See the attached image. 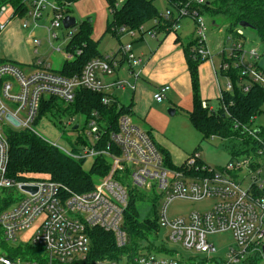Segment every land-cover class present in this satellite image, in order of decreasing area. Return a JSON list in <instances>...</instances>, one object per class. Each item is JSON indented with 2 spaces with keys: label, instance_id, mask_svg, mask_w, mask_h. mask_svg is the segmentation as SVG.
Here are the masks:
<instances>
[{
  "label": "built area",
  "instance_id": "2783aa9c",
  "mask_svg": "<svg viewBox=\"0 0 264 264\" xmlns=\"http://www.w3.org/2000/svg\"><path fill=\"white\" fill-rule=\"evenodd\" d=\"M124 1L115 0L110 13L114 14ZM209 1H172L160 16L137 30L128 31L126 27L114 29L118 34L134 36L139 33L154 37L159 27L175 32L182 19L192 17L197 42L193 49L203 60H209L213 57L206 43L207 26L205 14L201 11ZM30 2L25 26L30 24L29 20L36 25L47 6H51V25L66 29L63 10L70 3L60 5L56 0ZM8 8L7 4L0 5V33L11 23L10 18L1 21ZM14 17L13 10L11 18ZM76 32L77 26L67 28L65 49H56L63 54L64 62L73 61L83 53L82 48H67ZM236 34L235 38L232 35L228 38L232 44L228 53L222 51L219 55L233 58V65L239 68L240 78L244 79V91H249L255 84L264 88V70L258 64V50L245 48L243 27L237 28ZM60 36V32L51 34L48 28L51 45L52 40L60 39ZM31 37L37 51L42 42L34 34ZM225 58L221 63L223 70L232 64ZM124 62L130 69L141 65L144 58L133 50L131 43L122 44L116 51L89 60L80 73L68 76L55 69L44 57L37 56L23 66L8 62L2 57L0 48V264H211L212 261L199 257L180 259L173 253L167 256L164 254L167 251L160 252L166 257H159V251L148 250L145 245L137 253H125L118 259L90 260L92 241L89 231L93 228L112 232L120 248L130 244L131 236L123 227L125 210L131 194L144 191L160 196L159 230L167 227L169 241L200 253H210L216 247L209 242L208 236L230 230L237 247L231 248L226 261L217 264H237L256 255L260 257L259 264H264V140L260 137V126L255 124L256 115L249 125L237 121L234 127L241 128L263 145L256 154L233 157L220 167L207 165L198 151L192 153L184 167L169 166L150 132L137 124L132 114L122 113L117 129L110 131L109 142L104 145L100 143L104 140L105 127L93 117L85 118L83 125L88 128L82 134L84 141L79 144L78 140L77 151L74 147L67 149L45 139L77 159L95 160L102 155L109 159V172L96 181L92 190L79 193L47 177L23 180L9 175L11 131L29 130L39 134L35 125L42 102L47 97L73 103L78 92L86 89L106 93L103 97L106 104L117 101L120 105L112 89L135 90V83L117 79L108 84L104 77L116 75ZM131 73L138 78L135 71ZM170 89L169 84H162L154 94L155 99L163 101ZM232 89L233 83L229 80L225 86L220 85V95ZM202 105L210 110L216 108L206 101ZM73 120L71 118L66 124L73 125ZM77 125L80 129V122L75 127ZM249 179L250 184L245 187ZM27 186L36 190H28ZM177 198L194 201L216 198L217 201L207 211H194L187 216L170 219L168 206ZM33 227H36L35 231L26 240V232Z\"/></svg>",
  "mask_w": 264,
  "mask_h": 264
},
{
  "label": "trees",
  "instance_id": "16d2710c",
  "mask_svg": "<svg viewBox=\"0 0 264 264\" xmlns=\"http://www.w3.org/2000/svg\"><path fill=\"white\" fill-rule=\"evenodd\" d=\"M27 0H0V5L7 4L14 10L15 17H21L26 14ZM60 5L72 3L76 0H56ZM109 9L114 7L115 0H107ZM172 1L185 0H167ZM202 13L215 18L221 16L227 24L229 36L236 37V30L240 27L239 23L246 21L255 29L262 41H264V0H210L202 6ZM160 11L154 4V0H125L124 3L115 10L112 15V21L107 26V31L112 32L120 38L123 34H118L114 28L126 27L128 31L137 30L143 24L160 16ZM168 32L164 26L158 28V32ZM99 41L92 38V25L89 20L81 22L77 32L72 37L67 48L75 50L82 48L83 53L73 61H65L60 72L72 76L81 72L84 65L94 57L102 56L99 50ZM194 39L186 49L188 69L191 76L193 91V108L189 112V118L192 124L202 133L203 138L209 139L212 136H219L226 140L225 146L231 151V157L256 154V150L261 144L256 138L244 133L241 128H235V122L239 121L249 125L253 116H258L262 111L264 104V88L258 84L252 85L249 91H244V79H241L240 70L233 65V58L226 59L225 54L220 55L222 61L228 60L230 68L223 70L221 74L229 78L233 83L231 91H224L219 96L218 106L210 110L209 107H203L204 100L200 90L199 65L203 60L193 49L196 45ZM106 93L93 92L90 90H80L75 101L72 103L75 112L81 113L86 120L96 118L101 126L105 127V133L100 144L109 142L110 131L118 127V119L122 113L134 115V104L124 105L113 102L106 104L103 97ZM56 98H45L42 102L38 120L46 113L50 112L56 105ZM208 103V102H207ZM208 105H211L208 103ZM225 105V106H224ZM97 113V115H95ZM260 137L264 140V125L260 126ZM154 137L153 132L147 129ZM83 142V138L81 137ZM10 142V160L9 175L17 179H33L37 177H47L66 186L70 191L79 193L90 191L94 188L96 181L105 176L111 167L110 161L104 155L95 158L90 171L83 168L84 158H74L57 146L51 144L41 135L29 131L18 130L11 131L9 134ZM264 142V141H263ZM107 144V143H106ZM159 150L166 163L171 167H176L168 152ZM77 151V148H74ZM197 151V148L194 150ZM193 151V152H194ZM196 171V169H194ZM145 199L142 192L131 194L128 206L124 214L123 227L131 236L130 244L120 248L116 244L115 236L112 232L99 228H93L89 231L92 250L90 260L111 257L118 259L126 254H135L142 248L140 240L148 241V237L157 233L160 228L158 212L154 218L141 217L139 203ZM148 246V247H147ZM148 250L159 252L168 251L166 246L160 248L155 244L147 243ZM260 257L254 256L245 259L237 264H259Z\"/></svg>",
  "mask_w": 264,
  "mask_h": 264
},
{
  "label": "rangeland",
  "instance_id": "374dc122",
  "mask_svg": "<svg viewBox=\"0 0 264 264\" xmlns=\"http://www.w3.org/2000/svg\"><path fill=\"white\" fill-rule=\"evenodd\" d=\"M107 2V0H76L63 10L64 16L70 15L77 19V28L81 22L89 18L91 19L89 22H91L92 25L93 38L99 40V50L103 53L117 48L120 42L126 45V40L132 38L130 35L124 34L119 40L117 36L106 30L107 26L112 21V15ZM30 4V0H27L26 5L29 6ZM154 4L160 12L165 11L168 6L167 0H154ZM12 13L13 8L9 7L8 11L1 17L2 22L7 21L9 18L11 19L9 26L0 33L2 57L8 62L19 63L21 66H23L24 63L33 61L37 56L44 57L51 61L55 69L60 70L64 61V56L62 53L56 51V49L58 47L65 49L68 34L67 29L62 30L61 27H53L51 25V19L53 17L52 7L47 6L44 10L42 19H40L36 25L29 20L30 24L25 26L24 21L26 20V15L11 18ZM213 20L214 19H212L210 15L205 14V24L207 26L206 43L208 44L216 66H218L219 53L222 51L228 53L232 44L228 39L229 31L223 18L221 16L216 17L215 23H213ZM183 23L184 32L180 33L182 30H179L178 34L183 37L184 45L186 46L196 39L195 22L192 17H185ZM48 28L51 34H53V32H60L61 35L60 39L52 40V45L48 41ZM243 31L245 33V48L247 50L251 48L258 50L260 54L258 64L262 70H264V41L261 40L258 32L253 28L243 27ZM32 33L42 42V44L38 46L37 51H35V45L33 43L34 38L31 37ZM160 38L161 35L155 38V41ZM134 51L136 52L135 48ZM145 57H143L144 60ZM229 80L230 79L226 76L219 74L218 81L222 86H225ZM145 81L143 82L145 86L152 89L155 93L161 86V84L156 86V84L152 83V81L147 78H145ZM171 88L173 92L169 91L166 94V98L161 102L155 99V93L147 92L145 105L146 109L150 110L149 115L145 117L146 113H144V110L146 109L138 110L137 108L138 113L133 115L135 122L143 128L153 132L161 149L170 154L174 165L178 169L184 167L196 148L201 155V159L207 165L211 167L225 165L231 157V151L225 146L226 140L219 136L205 140L202 133L192 124L189 118V112L193 108L192 89L185 88L178 90L173 87ZM130 91L131 89L127 88L126 91L119 92L122 102L126 105L130 104V97L132 94ZM212 101V104L215 106L218 105V99ZM171 109L175 110L173 114L170 111ZM71 118H74L73 125H67L66 122ZM77 122L81 124L80 129L75 128ZM84 122L85 116L75 112L72 103L58 99L55 107L38 120L35 129L45 139L56 142L67 149L72 147L79 148L78 140L80 144L81 137H83L82 134L83 132H87L88 128V126L86 128L84 127ZM255 124L257 126L264 125V104L261 113L257 116ZM81 130L82 132L80 133ZM93 162L94 160L91 158L84 160L83 168L86 171H90ZM249 184L250 179L246 181L245 187ZM142 193L145 199L139 203L141 217L154 218L156 216V211L159 212L160 196L157 195L155 197L152 193H147L145 191ZM216 201V198H206L200 201L177 198L168 206V217L174 219L176 217L187 216L194 211L204 212L212 208ZM35 229L36 227H33L26 232V240L33 234ZM167 233V227H162L157 234H151L148 237V241L140 240L139 243L145 245V247L148 242L151 243V245L155 244L158 248L166 246L168 251L164 254L167 256L173 253L172 255H176L180 259L199 257L204 260L212 261L211 264L226 261L229 258L231 248L237 247L235 237L230 230L217 232L208 236L209 242L216 247L215 251L210 253H200L193 248H185L180 243L171 242L166 237ZM158 254L159 257H166L160 252Z\"/></svg>",
  "mask_w": 264,
  "mask_h": 264
},
{
  "label": "crops",
  "instance_id": "0c3cea01",
  "mask_svg": "<svg viewBox=\"0 0 264 264\" xmlns=\"http://www.w3.org/2000/svg\"><path fill=\"white\" fill-rule=\"evenodd\" d=\"M183 20L184 19L181 20L180 27L175 32L162 31V32H158L157 35L154 37H150L148 35L139 34V33L134 36L130 35L132 38H128L126 40V43H132V48L133 50L135 48L137 54H140L143 57L146 56L144 62L141 65L134 66L133 68L130 69L128 64L124 62L116 75L104 77V81L108 84L113 81H116L117 79H127L135 83L136 89L130 91L132 93L130 97V104L131 103L134 104L133 106L134 114H137L138 110L146 109L145 101H146L147 92L153 94L155 93L152 89L145 86V83H143L145 81V78L152 81V83L156 84V86L157 85L159 86V84L161 85L169 84L171 87L178 90L185 88L192 89L191 76L188 69L187 56H186V49L189 47L191 42L185 46L183 37H181V35L178 34L179 30H182L180 33L184 32ZM123 35L121 37H123ZM159 35H161V38L155 41V38H157ZM121 37L118 39L120 40ZM92 38H93V34H92ZM95 41H99V40H95ZM122 44L123 42H120L119 46L121 47ZM119 46L104 53L101 52V50L100 52L102 54H107L111 51H115L116 49L118 50L120 48ZM218 58H219L218 66H216L213 58L209 60H205L201 62L199 65L201 96L204 100H207V102L212 106H215L214 104L211 103L213 102L212 100L215 99H218V104H219L221 84L218 81V77L219 74H221L222 57L219 55ZM132 71H135L138 74V78L132 75L131 73ZM123 91L124 90L120 88L112 89L113 94L118 97L120 103L126 105L124 102H122V98L120 97L121 95L119 94V92H123ZM170 91L173 92L172 88L170 89ZM149 111L150 110L147 109L144 110V113H146L145 117L149 115Z\"/></svg>",
  "mask_w": 264,
  "mask_h": 264
},
{
  "label": "water",
  "instance_id": "95a60500",
  "mask_svg": "<svg viewBox=\"0 0 264 264\" xmlns=\"http://www.w3.org/2000/svg\"><path fill=\"white\" fill-rule=\"evenodd\" d=\"M88 20L90 21L91 19L89 18ZM77 24H78V21H77V19H76L75 17H73V16L67 15V16H65L64 19H63V25H64V28H66V29H67V28H70V27H75V26H77ZM239 25H240L241 27H244V28H245V27L253 28V27L251 26V24L248 23V22H246V21H242V22H240ZM170 111H171L172 114L175 112L174 109H171ZM77 127H78V125H77L75 128H77ZM25 188L28 189V190H32V191H35V190H36L35 187H29V186H27V187H25ZM128 241H130V238H129ZM263 252H264V245H263Z\"/></svg>",
  "mask_w": 264,
  "mask_h": 264
}]
</instances>
